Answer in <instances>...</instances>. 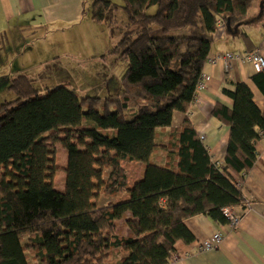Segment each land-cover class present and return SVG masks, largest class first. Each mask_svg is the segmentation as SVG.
<instances>
[{"label": "trees", "instance_id": "16d2710c", "mask_svg": "<svg viewBox=\"0 0 264 264\" xmlns=\"http://www.w3.org/2000/svg\"><path fill=\"white\" fill-rule=\"evenodd\" d=\"M256 1L95 0L97 23L114 26L117 11L126 14L110 51L128 65L121 94L102 102L66 85L40 94L27 76L11 83L17 99L0 104V264H170L178 243L194 241L189 218L228 225L225 209L247 211L242 185L264 138L252 88L223 89L233 106L213 110L230 128L223 165L189 110L221 24L252 52L245 26ZM251 81L264 97V71ZM135 162L144 172L129 186L125 166Z\"/></svg>", "mask_w": 264, "mask_h": 264}, {"label": "crops", "instance_id": "0c3cea01", "mask_svg": "<svg viewBox=\"0 0 264 264\" xmlns=\"http://www.w3.org/2000/svg\"><path fill=\"white\" fill-rule=\"evenodd\" d=\"M83 1L0 0V36L9 37V31L16 27L15 24L27 21L29 15L30 17L37 16L43 23L78 19L84 10ZM247 28L248 25L246 32L253 42L252 52L248 53L249 49L243 40L235 37L232 32L222 26L215 35L209 57L232 52L243 55L257 53L264 57V34L260 33L259 36L254 37L251 32L247 31ZM23 35L25 37L24 32ZM10 47L9 40H0V70L7 65L3 54L9 52ZM13 49L15 50V47ZM3 73L0 72V78L5 77ZM254 74L255 71L251 64L236 61L228 64L220 62L216 65L208 62L204 67L203 77H209L210 80L203 90L198 91L197 98L189 110L190 120L198 135L204 137L202 141L208 148L213 161L219 165H223L226 158L230 128L213 116V110L217 104L232 108L233 101L223 93V89L233 91L237 83L245 82L254 92L255 103L264 112V97L251 81ZM24 75V69L18 64H15L12 72L8 73L12 82ZM1 89L5 90L6 84L0 82ZM182 120L183 115L175 113L174 125H179ZM256 149L258 160L242 185L244 194L252 203L243 214L241 221L234 226L232 224L218 225L203 215L189 218L186 226L194 235V241L188 245L178 243L176 254L182 256L184 260L170 264H264V138L257 143ZM132 165L129 168L130 175L137 177L142 171L136 170L138 164ZM140 170H143L142 166ZM59 189H64V184ZM126 196L116 197L115 201L123 200ZM122 230L125 235L126 230ZM217 233L223 235L220 247L210 251H201V244Z\"/></svg>", "mask_w": 264, "mask_h": 264}, {"label": "rangeland", "instance_id": "374dc122", "mask_svg": "<svg viewBox=\"0 0 264 264\" xmlns=\"http://www.w3.org/2000/svg\"><path fill=\"white\" fill-rule=\"evenodd\" d=\"M94 1H83L84 10L78 19L43 23L37 16L30 17L29 15L28 20L22 24L17 25L14 23L16 27L9 31V37L0 36L1 41L7 39L11 45L8 49L9 52L3 54L7 65L0 70V72H4L3 76H5L0 78V82L6 84V89L0 90V102H12L18 97L15 91L9 89L12 81L8 73L12 72L15 64L24 69V76L30 78L40 94H45L49 89L66 85L75 90L80 96L98 97L103 102L106 98H114L123 92L122 80L128 65L126 62L110 55V51L122 37L123 28L127 23L126 14L120 8L117 11V24L114 26L110 24L108 18L103 23H97L91 19V6ZM112 1L120 7L124 5V0ZM263 2L264 0L256 1L251 10V17L254 20L248 24L247 31L251 32L254 37L259 36L260 33L264 34ZM224 27L227 28L226 25ZM246 27L247 25L245 29ZM230 32H232V28ZM230 54L240 55V53L233 52ZM216 58L217 56L215 58L209 57V64L216 65L224 62L222 60L217 61ZM232 61L249 63L248 60L242 59L224 63L228 64ZM208 81L204 82L203 89ZM59 148L60 163H65L67 156L60 146ZM133 164H138L136 170L142 171V173H139L137 177L136 175L131 177L129 168L133 165L125 166L129 186H133L136 181L142 179L144 172L143 162ZM141 166L143 170H140ZM64 176L65 173L60 171V175L56 178L57 188L63 186L64 183L61 179ZM139 176L141 177L135 181ZM101 200V203H104L108 200L115 201V198L101 196ZM101 203L100 205H104ZM231 210L237 215V223H239L244 213L230 209L231 214ZM230 213L229 215H231ZM234 226H237V224H234ZM222 241L216 248L220 247ZM200 250L203 252L210 251L202 248ZM174 262H178V260L174 259Z\"/></svg>", "mask_w": 264, "mask_h": 264}, {"label": "built area", "instance_id": "2783aa9c", "mask_svg": "<svg viewBox=\"0 0 264 264\" xmlns=\"http://www.w3.org/2000/svg\"><path fill=\"white\" fill-rule=\"evenodd\" d=\"M224 26L223 24L220 25V27ZM241 55V56H240ZM238 56H234V54H230V53H227V54H224V55H219L217 56L216 60L217 61H231V60H237L239 61V59H242V60H248L249 63L253 66V69L256 73H259V72H263L264 71V57H262L261 55L257 54V53H252V54H246V55H243V54H240ZM215 58V57H214ZM209 78L207 77H202V82L199 86V89L202 90L203 89V86H204V82L205 81H208ZM201 139L203 140L204 137L202 136ZM232 214L230 213V209H225L223 211V213L225 214L226 217H228V219L230 220V223L232 225L234 224H238L237 223V220L238 218L236 217L237 215L231 210ZM229 213L231 215H229ZM240 217V216H239ZM233 220V222H232ZM222 238H223V235L220 234V233H217V234H214L212 235L208 240L204 241L202 244H201V248L204 249V250H212V249H215L219 244L220 242L222 241ZM174 259L178 260V262H182L184 260V258L182 256H179L177 254H175L173 257H172V260H171V263L174 262ZM174 263H177V262H174Z\"/></svg>", "mask_w": 264, "mask_h": 264}, {"label": "water", "instance_id": "95a60500", "mask_svg": "<svg viewBox=\"0 0 264 264\" xmlns=\"http://www.w3.org/2000/svg\"><path fill=\"white\" fill-rule=\"evenodd\" d=\"M227 28H228V30L230 31V29H231V28H230V26H229V25H227Z\"/></svg>", "mask_w": 264, "mask_h": 264}]
</instances>
